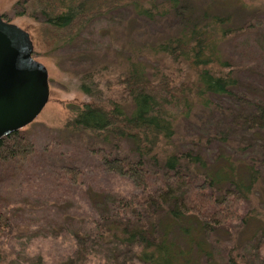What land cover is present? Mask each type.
<instances>
[{
    "label": "rangeland",
    "instance_id": "374dc122",
    "mask_svg": "<svg viewBox=\"0 0 264 264\" xmlns=\"http://www.w3.org/2000/svg\"><path fill=\"white\" fill-rule=\"evenodd\" d=\"M21 1L0 0V15L29 35L32 57L47 72L48 99L37 117L19 130L33 143L32 156L0 164V209L10 221V229L0 234V264H66L73 262L74 251L81 247L82 264H138L133 253L121 246L84 239L94 230L97 216L108 211L107 200L128 198L135 191L127 180L101 169L94 152L97 144L63 125L73 106L88 102L76 89L83 72L95 71L102 87L109 82L108 91L102 89L111 99L119 95L115 82L128 58L148 65V76L159 70L184 79L182 66L173 68L162 56L152 55L150 48L211 16L226 20L223 30H241V35H230L220 47L222 57L236 69L237 84L232 95L210 97L208 108H197L179 120L173 147L199 153L210 170L227 160L239 170L251 162L258 169L259 181L241 207L239 221L203 243L210 253L209 264H224L227 251L237 264L263 262L259 229L264 226V160L259 146H264V130L249 128L247 116L252 110L247 102L264 104V0H126L93 18L73 43L53 52L41 42V17L15 14ZM130 148L119 142L110 156L130 158ZM64 169L77 173L73 183ZM173 240L183 251L190 250L184 254L190 264L208 262L207 257L197 262L189 236L175 233Z\"/></svg>",
    "mask_w": 264,
    "mask_h": 264
},
{
    "label": "trees",
    "instance_id": "16d2710c",
    "mask_svg": "<svg viewBox=\"0 0 264 264\" xmlns=\"http://www.w3.org/2000/svg\"><path fill=\"white\" fill-rule=\"evenodd\" d=\"M125 1L23 0L14 12L29 19L41 17V42L47 52H53L73 43L93 18ZM225 21L211 16L150 48L152 55L162 56L173 68L182 66L184 79L176 80L159 70L148 76V65L128 58L125 71L115 82L119 95L111 99L104 95L109 82L102 87L95 80V71L78 76L76 89L88 102L72 107L63 128L97 144L94 152L101 169L127 180L135 191L128 198L107 200L108 211L97 216L94 230L84 239L121 246L133 253L138 264H190L184 257L190 250L183 251L175 244L176 233L190 237L197 262L207 257L209 264L210 253L203 241L216 232L230 231L232 222L239 221L241 207L253 196L260 178L252 162L239 170L227 160L210 170L199 153L179 152L173 147L179 120L197 108H208L210 97L232 95L237 84L236 69L222 57L220 47L230 35H241V30H223ZM247 103L252 110L247 116L249 128L263 131L264 104ZM119 142L130 145V158L110 156ZM259 151L264 160V146H259ZM33 152V143L19 131L0 138V164L25 161ZM63 173L74 182V170L64 169ZM9 229L10 221L0 209V234ZM259 233V244L264 246V226ZM84 252L82 247L75 250L73 262L66 264H82ZM229 252L222 261L237 264Z\"/></svg>",
    "mask_w": 264,
    "mask_h": 264
},
{
    "label": "water",
    "instance_id": "95a60500",
    "mask_svg": "<svg viewBox=\"0 0 264 264\" xmlns=\"http://www.w3.org/2000/svg\"><path fill=\"white\" fill-rule=\"evenodd\" d=\"M32 52L29 35L0 15V138L30 124L47 102V72Z\"/></svg>",
    "mask_w": 264,
    "mask_h": 264
}]
</instances>
